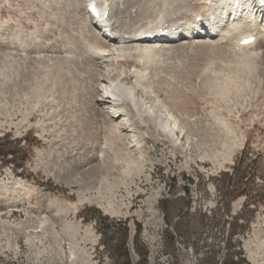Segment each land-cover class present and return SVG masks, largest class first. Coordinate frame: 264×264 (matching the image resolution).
Listing matches in <instances>:
<instances>
[{
  "label": "rangeland",
  "instance_id": "1",
  "mask_svg": "<svg viewBox=\"0 0 264 264\" xmlns=\"http://www.w3.org/2000/svg\"><path fill=\"white\" fill-rule=\"evenodd\" d=\"M205 1L119 0L109 18L133 37ZM222 2L207 35L144 54L87 0H0V137L27 155L18 172L0 156V264H122L119 226L131 264H264V21L221 19ZM115 81L140 102L126 117L105 110ZM244 149L250 196L223 200Z\"/></svg>",
  "mask_w": 264,
  "mask_h": 264
},
{
  "label": "bare ground",
  "instance_id": "2",
  "mask_svg": "<svg viewBox=\"0 0 264 264\" xmlns=\"http://www.w3.org/2000/svg\"><path fill=\"white\" fill-rule=\"evenodd\" d=\"M90 1L91 0H87V3ZM118 1L119 0H97V6L100 9L101 8L103 9V14H104V11H106V9H108L109 7H111V8L114 7V5H116ZM229 1H231V3L228 2V0H206L204 2V4L202 5V9L204 12L203 13H196V15H194V16L192 14L193 20L190 21V23L189 22H187V23L177 22L179 24L175 23L176 25H165L163 22H160L158 27H153L150 30L148 29V31L141 32V34L136 33V35H133V37H127V36L124 37V35L122 37L120 35L119 36L116 35L117 32L116 33L113 32L114 26L111 25V19L109 18L110 15H108L107 19L102 18L98 21H96V19L94 18L95 20H93L92 23L97 28V30H99L101 33H104L105 37L110 42H116V41L118 42L119 41V44H121V43H123V44L124 43H144V44H147V46H145L144 48H142L141 46H137V51H139V53L144 52V54L145 53L147 54L149 52V50L154 49L156 46L158 47V45H161V44H171L174 42H179V41L188 40V39L194 40V39L202 38L201 36L203 34L207 35L209 33V31H212L218 25V24L216 25V23H217L216 17L214 15H212V13H210V14H207V13L209 11H212L211 9L216 7V5L220 2H222V4H221V11H219L218 17H220L221 19H227V16H225V15L230 13V12H231V15L228 17V20L231 21L232 23L237 22L236 24L242 23L246 20H249L251 23L258 24V23H260L259 18L261 16V14L263 15V18H264V7L261 8V6L259 4L260 0H229ZM230 6H232V7H230ZM87 13L88 14L90 13L89 15L93 16L92 11H90V12L87 11ZM105 16H106V13H105ZM218 17H217V19H218ZM143 21H145V20H143ZM222 23H224V22H222ZM236 26H238V25H234L233 29L237 28ZM237 29H235V30H237ZM202 30H204V32H201ZM156 35H160V37H163L164 39L171 37V35H175L174 37L181 35L180 36L181 39H177V40L173 39L171 41L157 42V41H155V38H154ZM249 36L250 35H248V34L244 35V36L243 35L240 36L238 38L236 45L240 48L253 46L254 44L249 45V46H242L240 44L241 41L243 40V38H247ZM252 36H254V35H252ZM255 36L258 39V36L257 35H255ZM186 38H188V39H186ZM105 49L106 48L101 49V54L104 57L109 56L110 55L109 52H111V50L106 51ZM121 50H122V48H121ZM106 91L108 94L107 99L113 100L112 102H115V103H110L111 104L110 108H106L105 110L107 111V113H109V115H111L114 118H120L122 116L123 117L127 116V112H126V110H127L126 105L127 104H130L131 106L136 107L137 104L140 103L138 101V99L134 96L133 92L131 90H129L128 88H126L125 85H123L120 81L111 82L108 85V88L106 87ZM116 108H117V111L114 110ZM125 121L128 124V122H129L128 118H125ZM175 126H176V121H175ZM172 127L174 128V126H172ZM163 128H165V130H167L169 133H171L170 135H172V137L174 136V132H173L174 129H172L170 127H163Z\"/></svg>",
  "mask_w": 264,
  "mask_h": 264
},
{
  "label": "trees",
  "instance_id": "3",
  "mask_svg": "<svg viewBox=\"0 0 264 264\" xmlns=\"http://www.w3.org/2000/svg\"><path fill=\"white\" fill-rule=\"evenodd\" d=\"M8 138L3 136L0 137V156L2 160H4V164L11 163L14 166L15 172H18L20 168H23L26 166V151L22 149V147H13V149L6 150L9 142ZM21 156V157H20ZM18 160H23L22 163H18ZM249 157H248V151L247 149H244V151L241 153L240 157L237 158L235 165L233 166V174L230 173L224 174L225 177L228 176V179L225 182V185H223L222 190V199L223 200H230L233 201L239 197H246L249 198L251 189L254 185V170L256 163L249 164ZM256 171V170H255ZM237 219V218H236ZM112 230V229H111ZM116 232H120V248L124 252V261L122 264H131L129 253H128V241H129V229L126 227L116 229ZM176 229V233H177ZM169 237L174 238V235L167 233ZM235 234L231 233V237H233ZM135 242L137 246L139 245V234H136L135 236ZM239 255H242V253H227L226 257L222 259V264H247V261L245 259H241ZM201 264H207L203 260Z\"/></svg>",
  "mask_w": 264,
  "mask_h": 264
}]
</instances>
